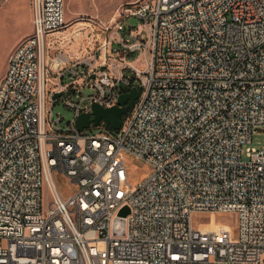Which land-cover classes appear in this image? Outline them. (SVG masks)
I'll list each match as a JSON object with an SVG mask.
<instances>
[{
  "label": "built area",
  "instance_id": "built-area-1",
  "mask_svg": "<svg viewBox=\"0 0 264 264\" xmlns=\"http://www.w3.org/2000/svg\"><path fill=\"white\" fill-rule=\"evenodd\" d=\"M65 4L31 0L0 79V264H264V146L243 158L264 132V0H134L80 23L77 54L56 37ZM133 89L120 130H78ZM134 162L147 171L133 183ZM229 213L236 233L194 225Z\"/></svg>",
  "mask_w": 264,
  "mask_h": 264
},
{
  "label": "rangeland",
  "instance_id": "rangeland-1",
  "mask_svg": "<svg viewBox=\"0 0 264 264\" xmlns=\"http://www.w3.org/2000/svg\"><path fill=\"white\" fill-rule=\"evenodd\" d=\"M131 1L134 0H66V21L72 22L73 25L70 23V26L62 31L61 36L56 37H63L67 40L74 39L71 46H68V42H66L63 47L65 50H71L77 54L79 53V48L87 44V36L90 32L80 23H85L83 21L88 19H95L103 23L109 22L122 5ZM127 24H137V21L131 20ZM31 32L30 0H0V79L7 71L8 59L11 53L23 39L30 36ZM58 47H61V45H58ZM130 62L142 67L144 57L142 54H137L133 59H130ZM85 94L90 95L93 92L87 90ZM56 113H60L64 117L63 125L73 118V112L63 105L56 108ZM263 146L264 132L257 131L253 135L252 142L244 146L243 158L247 159V148L259 149ZM131 170V181L134 183L139 181L146 173L147 166L134 162ZM57 184L64 196H69L77 188L62 177H57ZM193 219L196 228H202L209 224H223L230 227L234 233L238 229V216L233 213L222 215L195 214Z\"/></svg>",
  "mask_w": 264,
  "mask_h": 264
},
{
  "label": "water",
  "instance_id": "water-1",
  "mask_svg": "<svg viewBox=\"0 0 264 264\" xmlns=\"http://www.w3.org/2000/svg\"><path fill=\"white\" fill-rule=\"evenodd\" d=\"M138 97V90L133 89L129 94H123L120 97L121 107L107 109L99 104H94L92 106L91 113L82 114L80 117H78L76 121V127L79 131H83L85 129H89L91 123H93L95 126H98L102 121H105L112 130L118 131L122 126L121 117L126 115L128 111H132L134 109ZM129 214L130 209L128 207L124 208L119 215L117 225H120L124 228L125 219ZM122 233H124V231Z\"/></svg>",
  "mask_w": 264,
  "mask_h": 264
},
{
  "label": "crops",
  "instance_id": "crops-1",
  "mask_svg": "<svg viewBox=\"0 0 264 264\" xmlns=\"http://www.w3.org/2000/svg\"><path fill=\"white\" fill-rule=\"evenodd\" d=\"M30 11H31V0H30ZM31 26H32V12H31ZM32 30H33V27H32ZM61 33H62V32H61ZM61 33L59 34V36H61ZM31 34H32V32H31ZM31 34H30V35H31ZM28 37H29V36H28ZM25 39H26V38H25ZM23 40H24V39H23ZM23 40H22V41H23ZM22 41H21V42H22Z\"/></svg>",
  "mask_w": 264,
  "mask_h": 264
},
{
  "label": "trees",
  "instance_id": "trees-1",
  "mask_svg": "<svg viewBox=\"0 0 264 264\" xmlns=\"http://www.w3.org/2000/svg\"><path fill=\"white\" fill-rule=\"evenodd\" d=\"M124 118H125L124 116H123V117H121V121H123V120H124ZM107 127H108V128H110V126H109L108 124H107Z\"/></svg>",
  "mask_w": 264,
  "mask_h": 264
},
{
  "label": "bare ground",
  "instance_id": "bare-ground-1",
  "mask_svg": "<svg viewBox=\"0 0 264 264\" xmlns=\"http://www.w3.org/2000/svg\"><path fill=\"white\" fill-rule=\"evenodd\" d=\"M211 228H215V226H211Z\"/></svg>",
  "mask_w": 264,
  "mask_h": 264
}]
</instances>
